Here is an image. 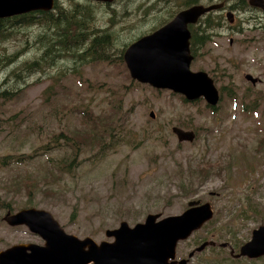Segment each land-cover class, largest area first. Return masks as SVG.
<instances>
[{
  "label": "rangeland",
  "instance_id": "obj_1",
  "mask_svg": "<svg viewBox=\"0 0 264 264\" xmlns=\"http://www.w3.org/2000/svg\"><path fill=\"white\" fill-rule=\"evenodd\" d=\"M184 1L114 0L110 3L116 13L99 12L95 24L115 32L117 43L130 42L171 19L185 7ZM125 7L130 11L122 15ZM232 12L231 26L213 11L193 24L197 33L209 37L197 47L190 67L214 79L220 95L216 110L203 98L185 102L167 89L156 90L140 82L131 85L136 82L124 61L85 64L79 75L67 72L62 76L67 89L48 101L43 91L63 68V62L57 61L27 77L25 87L21 80L15 98L0 100V250L18 243L44 242L26 226L8 225L3 220L7 211L45 210L66 233L99 242L111 240L105 231L123 221L132 226L148 214H178L188 202L201 200L211 205L213 216L178 243L177 257L187 258L188 264L208 260L210 264H264V256L233 258L227 247L218 245L226 242L237 252L250 239L252 229L264 225V12H245L243 6ZM207 16L209 24L203 21ZM42 18L22 19L17 33L0 31L5 37L0 41V57L14 55L9 64L1 61L0 81L10 68H19L39 55L38 37L46 29ZM48 30L52 32L51 27ZM246 74L257 82L245 79ZM256 97L252 109L249 104ZM82 109L103 120L126 113L128 126L150 128L157 141L138 147L121 143L103 153L84 152L83 158L74 157V151L64 145L54 150L40 146L51 130L60 128L83 137L84 129L94 122L75 111ZM39 125L37 131L32 129ZM174 125L192 129L194 140L178 142L171 132ZM64 158L65 165L61 163ZM210 239L216 245L188 256Z\"/></svg>",
  "mask_w": 264,
  "mask_h": 264
},
{
  "label": "water",
  "instance_id": "obj_2",
  "mask_svg": "<svg viewBox=\"0 0 264 264\" xmlns=\"http://www.w3.org/2000/svg\"><path fill=\"white\" fill-rule=\"evenodd\" d=\"M111 2L113 0H95ZM251 6L264 11V0H247ZM54 0H0V17L21 14L34 10L48 11ZM223 3L194 4L180 10L176 15L154 31L130 43L123 52V60L131 78L142 83L183 95L187 100L204 97L214 106L219 99L213 80L204 71H192L190 63L189 24L197 22L206 12L221 8ZM229 22L233 14L226 12ZM245 78L252 84L257 82L250 74ZM149 115L154 117L153 111ZM171 131L179 142L193 141L191 129L174 125ZM188 208L177 215L158 219L160 214H148L143 222L130 226L127 221L119 227L105 231L112 241L97 243L91 237L79 238L66 233L59 223L45 210L35 207L21 208L3 216L10 226L26 225L39 235L43 244L18 243L0 250V264H185L186 260H174L175 247L179 240L187 239L212 215L208 202H188ZM213 240L202 242L194 251H201ZM220 246H226L222 242ZM234 258L264 256V225L252 230L251 238L234 253ZM169 259H173L169 261Z\"/></svg>",
  "mask_w": 264,
  "mask_h": 264
},
{
  "label": "trees",
  "instance_id": "obj_3",
  "mask_svg": "<svg viewBox=\"0 0 264 264\" xmlns=\"http://www.w3.org/2000/svg\"><path fill=\"white\" fill-rule=\"evenodd\" d=\"M69 1L68 4H64L61 0H54L53 8L48 11H35L23 15V20L27 21L31 17L34 18L33 16L36 14H43V16L39 15L41 18L43 17L42 19L46 23L44 33L38 37V46L41 51L37 57L28 62H24L19 68L17 66L10 68L12 71L7 72L3 76L0 81L1 101L6 102L15 98L18 94L17 91L21 90V80H24L25 87L27 77L35 72L44 71L45 67H49L57 61L63 62V68L55 76H52L53 82L43 91L44 99L48 101L57 98L58 95L63 94L64 90L67 89V84L62 81L64 80L62 76L67 74V72L69 74L79 75V68L82 65L98 61L106 63L123 62V50L131 41L119 44L117 43L118 35L111 31L108 26L99 28L95 24V16L99 12L116 13L112 4L91 0ZM195 3L196 0H185L183 4L187 7ZM240 5H244L248 10H253L247 1H241ZM129 11L125 7L122 9L121 14L127 15ZM220 20L221 17H218V21ZM203 21H207L208 24L210 23L208 16ZM48 27H51L52 32H49ZM189 29L191 32L190 50L194 55L197 47L204 43L209 35L202 34V32L197 33L194 30L193 24L189 25ZM144 33L146 32L140 33L137 37ZM3 39L5 37L0 35V41ZM13 56L7 55L0 57V63L1 61H5L9 64ZM67 61L70 63L68 65V71ZM3 68H0V70L2 71ZM134 82L136 84L131 82V85H139V82ZM170 94L174 95L175 93L170 92ZM178 97L188 102L179 94ZM258 99V97L254 98L252 101L253 104H249L252 109L256 107ZM116 107L119 108L120 105H116ZM211 109L214 110L216 108ZM75 111L80 112L86 120L93 121L94 126L89 129H84L83 137L72 132H67L65 128L51 130L46 135V139L39 143L42 148L54 150L64 145L74 151V157L78 155L83 158L85 156L84 152L103 153L107 149L121 143L138 147L146 142L155 143L157 141L152 133H150V128L143 127L137 129L128 126L129 123L126 118V113H119L117 118L112 117L110 120H103L97 114H91L85 109ZM39 128H41V125L37 126V128L34 126L32 129L37 131ZM38 133L40 135L41 131ZM61 163L63 165L67 164L66 158L61 160ZM2 166H6V164L3 163ZM203 167L204 165L201 166V171H203ZM28 191H32V189H28ZM31 193L29 192L28 194L30 195ZM208 261H205L206 264L211 263V260ZM212 264L215 263L212 262Z\"/></svg>",
  "mask_w": 264,
  "mask_h": 264
},
{
  "label": "flooded vegetation",
  "instance_id": "obj_4",
  "mask_svg": "<svg viewBox=\"0 0 264 264\" xmlns=\"http://www.w3.org/2000/svg\"><path fill=\"white\" fill-rule=\"evenodd\" d=\"M227 1L229 2V4L227 3ZM241 1H247V0H236V1H234V3L230 2V0H222V1H219V2H215V3H223V5H222L221 8L216 9L213 12L221 15V17H225L226 18V15H225L226 12H228V11H231L232 12V11L236 10L238 6H242V5H240ZM243 7H244V11L247 12L248 9L244 5H243ZM250 7L253 10L263 11L262 9H260L258 7H255V6H251L250 5ZM223 11H225V14L224 15L222 14ZM210 12H212V11H210ZM232 14H233V17H232V22H233V20H234V13L232 12ZM39 15L40 16H43V14H39ZM39 15L36 14L33 17L35 18V17H38ZM22 17H23V15H10V16H6V17H0V27L3 26V29L0 30V31L5 32V31H7L9 29L10 31H15V33L19 32V30L22 28V24H23V21H22L23 18ZM226 20H227V18H226ZM232 22H228V25H230V26L233 25ZM221 24H222V22H221ZM194 58H195V54L193 55V59ZM101 241H108V240L105 239V240H101ZM192 256L194 257L195 254L193 253ZM175 259L177 261L182 260V259H185L186 260L185 264H188L187 262H189L188 259L185 258V257H183V256L177 257V246L175 248Z\"/></svg>",
  "mask_w": 264,
  "mask_h": 264
}]
</instances>
